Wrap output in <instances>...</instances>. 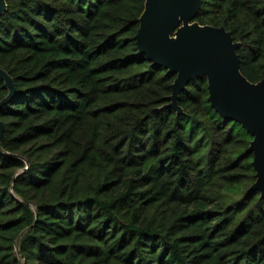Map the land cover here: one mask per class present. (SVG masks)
Masks as SVG:
<instances>
[{
  "label": "trees",
  "instance_id": "obj_1",
  "mask_svg": "<svg viewBox=\"0 0 264 264\" xmlns=\"http://www.w3.org/2000/svg\"><path fill=\"white\" fill-rule=\"evenodd\" d=\"M144 2L6 0L0 264H264L251 136L205 76L168 106L175 74L135 41ZM192 21L224 27L241 74L264 75V0H201Z\"/></svg>",
  "mask_w": 264,
  "mask_h": 264
},
{
  "label": "water",
  "instance_id": "obj_2",
  "mask_svg": "<svg viewBox=\"0 0 264 264\" xmlns=\"http://www.w3.org/2000/svg\"><path fill=\"white\" fill-rule=\"evenodd\" d=\"M201 0H145L138 18L135 41L140 53L153 64L175 74L167 97L168 106L178 113L177 98L186 84L205 76L210 106L223 118L237 122L251 136L248 150L255 180L250 191L264 198V75L248 81L239 70L234 42L224 27L192 21ZM6 0H0V15ZM8 93L0 106L15 93L12 78L0 68ZM3 125L0 122V138Z\"/></svg>",
  "mask_w": 264,
  "mask_h": 264
}]
</instances>
